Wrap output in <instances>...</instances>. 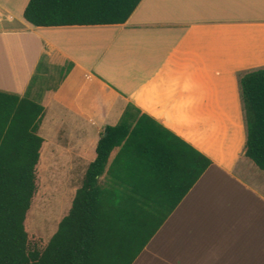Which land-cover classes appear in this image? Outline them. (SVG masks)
<instances>
[{
    "label": "crops",
    "instance_id": "crops-1",
    "mask_svg": "<svg viewBox=\"0 0 264 264\" xmlns=\"http://www.w3.org/2000/svg\"><path fill=\"white\" fill-rule=\"evenodd\" d=\"M29 1L0 0V91L46 107L44 139L46 124L77 130L84 174L129 104L213 161L132 264H264L239 79L264 68V0H142L122 24L52 27L25 19Z\"/></svg>",
    "mask_w": 264,
    "mask_h": 264
},
{
    "label": "trees",
    "instance_id": "trees-1",
    "mask_svg": "<svg viewBox=\"0 0 264 264\" xmlns=\"http://www.w3.org/2000/svg\"><path fill=\"white\" fill-rule=\"evenodd\" d=\"M142 0H30L41 27L125 23ZM245 155L264 170V68L239 74ZM46 107L0 91V264H132L213 164L210 157L129 104L98 141L72 206L44 247L26 222L38 189Z\"/></svg>",
    "mask_w": 264,
    "mask_h": 264
},
{
    "label": "rangeland",
    "instance_id": "rangeland-1",
    "mask_svg": "<svg viewBox=\"0 0 264 264\" xmlns=\"http://www.w3.org/2000/svg\"><path fill=\"white\" fill-rule=\"evenodd\" d=\"M49 80L45 79L41 87L58 88L57 77ZM69 128L68 125H59L54 130L53 125L46 124L42 129L47 143L37 167L38 189L26 222L32 244L41 248L68 214L77 185L83 180L82 168L77 166L80 159L77 157V130L70 131Z\"/></svg>",
    "mask_w": 264,
    "mask_h": 264
}]
</instances>
